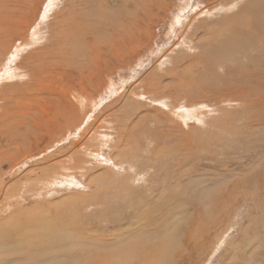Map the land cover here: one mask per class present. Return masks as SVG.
I'll return each mask as SVG.
<instances>
[{"label":"rangeland","instance_id":"374dc122","mask_svg":"<svg viewBox=\"0 0 264 264\" xmlns=\"http://www.w3.org/2000/svg\"><path fill=\"white\" fill-rule=\"evenodd\" d=\"M104 1L105 4H103ZM123 1L98 0L97 2L96 0L92 6L81 7L79 10L76 5H73L75 1L72 3L71 0H57L53 5L54 8L47 10L48 0H0V27L9 31L7 34L11 43L10 47L16 46L15 50L18 48L22 51L19 53L18 50L16 62L10 63L12 78L9 79L8 76L5 77L6 80L2 79L4 74L0 73V113L3 112L2 115L0 114V154L4 157L0 156L10 160L9 163L11 161L12 163L21 162L24 157L30 156L29 160L20 166L4 164L0 172V178L1 174L6 172L5 177H3L6 183L3 182L4 187H2L3 189L0 188V200H3L0 201V241L7 229L6 226L9 227L8 229L11 228L10 231L16 232L20 229L18 234L23 239L22 244H12L1 249L0 257H13V252L21 251L17 260L20 259V256L24 259L23 254L25 256L29 254L30 257L10 264H99L98 260H103L104 257H108L110 261L114 260V264H130V262L131 264H153L149 260L147 263H137V261L134 262L133 257L126 255L131 246L130 242L127 241L130 238L132 243H137L145 250L154 246L158 248L162 244L164 248H169L170 263L168 264H264V2L239 0L241 6L250 7L245 19L242 20V15L239 13L242 11V7L240 9L232 8V4L228 0H186L187 6H181L184 0H169V3L166 4L169 5L168 14H166V10L160 8L158 10L152 4L150 11L154 10L152 11L154 14L158 12V18L151 15L152 12L148 13L149 11L144 10V5L149 2L148 0ZM224 1H226L225 4ZM156 2L160 6L165 3L164 0H157ZM213 2L216 5L213 8L217 7L218 11L208 15L201 14L188 21L194 4H197L198 7L210 4L212 7ZM75 6L78 10L74 8ZM125 6L129 11L125 9ZM66 7L67 9H65ZM124 9L125 11H123ZM181 10H185L183 12L185 17H183ZM114 11L117 13H113ZM135 11L136 15L132 13ZM72 12L76 13L73 14ZM63 13L68 14L64 16ZM241 13L243 14V12ZM119 14H121L122 19L118 17ZM178 15L180 18L182 17L181 25H176L175 18ZM148 16L151 19L154 18L152 19V26L150 25L151 31L147 34L144 32V26L147 29V24L151 20L148 19ZM114 17H116V21ZM15 18L16 20H14ZM108 21L110 24L107 23ZM133 21L137 22L136 30L141 29L138 35L139 41L135 42L129 40L133 35V29L135 30V27L131 26ZM223 22H225V29H232L229 35L243 25L249 27L251 31L245 36L236 34L237 38H233L231 34L223 42H214L210 49L203 51L200 46L210 36V33L205 30L210 27H213L212 30L214 31L218 30ZM243 22L246 23L243 24ZM124 23H127V26ZM108 26L110 31L112 28L113 31L116 28V35L113 33L116 37L110 32L108 33L111 36L106 33ZM176 26L179 28L178 30H176ZM81 27L85 28L81 29ZM33 29H38L39 34L42 35L41 44L37 45L38 49L51 53L45 57L38 56L37 59L48 64L43 68V73L39 74V79L35 80L36 82H32L33 80L29 82L23 71H27L30 65L23 64L24 57H28L27 54H30V51L40 52L37 48L35 49L33 43L26 45L29 42L30 30L33 31ZM93 30L96 31L94 33L97 36ZM250 33L252 37L248 41ZM106 35L107 37H105ZM22 38L25 39L22 40ZM94 38L95 40H93ZM114 39L117 42L115 49H122L120 50L122 53L127 52L124 53L127 54L124 63L113 66V72L109 67L108 70H103L101 74H88L87 69L90 66L95 64L100 66L101 61L106 63L111 50L106 48L105 44L102 45V42L111 44ZM61 40L63 41L61 42ZM45 41L47 42L46 45ZM41 46L43 47L41 48ZM62 46L63 48L68 47V49H64V56L60 55L57 50ZM44 47L50 49L47 50ZM12 48L9 53L14 50ZM131 50L134 51L133 54L130 53ZM202 56L205 57L202 58ZM194 57L196 60L191 59ZM183 59H186V63L182 70L179 67L180 72L183 73L177 77L172 73L173 66L176 64L175 62H178L179 65L180 60ZM20 60H22V65L19 63ZM31 60L33 61V58ZM51 60L53 61L51 62ZM57 61H63L65 65L55 67L53 64L54 66H52V63ZM193 61L194 63H192ZM4 62L5 60L2 65L0 64V68L6 65L7 62ZM17 63H19L18 67L24 70L18 71ZM202 65L205 67L203 74L198 72ZM48 68L52 71L50 72ZM61 71L62 73L59 74ZM96 75L99 76L96 77ZM52 77L54 78L52 79ZM176 78H179L181 82ZM215 79L220 80L215 81ZM3 80L6 83H3ZM186 80L189 81L190 85L186 84L191 86L189 89L184 83L187 82ZM174 81L180 87L175 85ZM223 81L224 83H222ZM88 82L94 83V85L100 84L94 87ZM110 83L115 84L118 93H115V89L114 93L108 89L107 86ZM1 84L3 85L1 86ZM151 84L161 87V93L167 95L164 98L166 107H161L152 101L153 96L151 94L154 92L150 93L153 90ZM123 86L124 90H138L140 97L138 99L131 98L132 100L129 98L124 103L122 99L117 101ZM127 86L131 88H126ZM174 86L179 88L176 89ZM13 87L15 89L12 92ZM168 88H170L169 91L166 90ZM178 89L180 93L177 94L176 90ZM202 89L207 90L202 91ZM211 91L212 95L210 94ZM186 92L190 93L189 97H187ZM83 93H87L88 97H83ZM173 98L179 99L177 104L181 105V108L183 106L184 108L196 107L197 104L198 107L196 108L200 111L203 109L205 115L202 117L198 116L201 113L191 115L188 111L185 113L186 121L180 120V117L174 114L171 109ZM60 99L61 101H59ZM88 100L94 102H91L90 105ZM225 100H228L230 104L227 105L229 102L225 104ZM245 102L247 103L245 104ZM48 103H53V105ZM71 105H75L76 108L71 107ZM83 105L85 107H81ZM4 108L5 110H3ZM11 112L16 113L12 114ZM6 113L12 117H9V114L5 115ZM6 116L9 118H6L7 122ZM10 118L12 119L10 120ZM28 118L29 121H25ZM12 123H16L14 125L17 127L13 126ZM96 125H99L101 143H94L93 140H90L95 138L92 132L97 134V129L94 130ZM61 128L62 130H60ZM174 138L177 140L174 141ZM181 140L185 141L184 146ZM92 141L93 145L91 146ZM142 147L143 151L140 150ZM153 148L157 149L152 150ZM92 150L99 153L101 151L104 158H110L109 161L106 162L101 159L98 161V157L94 160ZM112 162H118L120 169L115 170L111 165ZM26 163L27 165H25ZM33 165L39 166L40 169L45 165L48 168L46 171L49 172L50 170L53 173L57 171L56 176L59 173L71 174L77 184L53 185L45 188H42L45 185H38L35 187L34 184H29L24 178L25 175L22 174L25 168H31ZM51 165L53 166L51 167ZM134 175L138 177L135 176L130 182ZM17 176L18 178H15ZM233 184L236 185L230 192L232 189L230 186ZM4 188L6 189L4 190ZM130 194L133 196L129 197ZM212 201L216 204L222 202L223 206L220 204L218 207L224 208H213ZM39 208L43 210H39ZM141 214L143 215L141 231L128 237V233L135 229L134 223ZM219 216H221L220 219H218ZM198 217L201 220L199 218L197 221ZM9 219L13 221L10 222ZM203 221L208 224L213 223L215 228L210 233L211 239L208 243L202 242L201 244L202 239L196 240L195 245L198 247L202 245L205 248L204 255H197V258L199 257L198 262H193L192 259L196 253L193 249L191 250L193 237L190 245L188 244V228L190 224L194 223L195 225L198 222L199 225L201 224L200 227L202 225L207 226ZM28 222L30 223L29 227ZM8 229L7 231L10 232ZM45 232H50V235ZM52 232L55 234L52 235ZM199 235L200 233L197 232L196 236ZM44 236L46 238H41ZM124 239L126 241H122ZM49 247L51 248L48 249Z\"/></svg>","mask_w":264,"mask_h":264},{"label":"bare ground","instance_id":"6f19581e","mask_svg":"<svg viewBox=\"0 0 264 264\" xmlns=\"http://www.w3.org/2000/svg\"><path fill=\"white\" fill-rule=\"evenodd\" d=\"M24 1V0H23ZM73 1H75V3L73 4V5H76L78 8H79V10H80V8L81 7H85L86 6V8H87V6H89V5H93L94 4V1H96V0H71V2L73 3ZM109 1H111V0H109ZM123 1V0H122ZM125 1V0H124ZM123 1V2H124ZM149 2L147 3V4H145L144 5V10H146V11H149L148 13H150V12H152V11H154V10H152V11H150V6L153 4V5H155L157 8H158V10H159V8L160 9H163V10H166V14H168L169 13V5L167 6L166 4H168L169 3V0L167 1V0H164L165 1V3H163L161 6L160 5H158L157 4V0L155 1V0H148ZM219 1V0H218ZM221 1V0H220ZM228 1H230V3L232 4V8L234 7H237V8H241L242 9V11L241 12H243V14L241 13V12H239L240 13V15H242V20L243 19H245V17H246V15H247V12L249 11V9H250V7L248 6V7H243V5L241 6V4L239 3V0H228ZM250 1V0H249ZM255 1H257V0H255ZM259 2H261L262 3V1L264 2V0H258ZM55 2H57V0H48V4H47V10H52L53 8H54V3ZM97 2H98V0H97ZM112 2H113V0H112ZM120 2H121V0H120ZM168 2V3H167ZM215 2V1H214ZM214 2H213V6L211 7L210 6V4L208 5V6H210V7H208V6H205V5H203L202 7H198L197 6V4H194V7L191 9V14L189 15L190 17H188V21H191L193 18H195L196 16H199V15H201V14H205V15H208V14H212V13H215L216 11H218L219 9H217V7L216 8H213V7H215L216 5L214 4ZM225 2L226 1H224V4H225ZM2 3V2H1ZM33 3V2H32ZM106 2L104 1V3L103 4H105ZM127 3V2H126ZM125 3V4H126ZM134 3V2H133ZM158 3H159V1H158ZM179 3H180V1H179ZM197 3V2H196ZM253 3H254V1H253ZM36 4V3H35ZM98 4V3H97ZM129 4V3H128ZM160 4V3H159ZM199 4V3H198ZM255 4V3H254ZM41 5V4H40ZM124 5V4H123ZM133 5V4H132ZM143 5V4H142ZM179 5V4H178ZM201 5V4H200ZM255 5H257V3L255 4ZM13 6V5H12ZM27 6H29V5H27ZM31 7H32V5H30ZM74 7V8H76L77 10H78V8L77 7ZM90 6V7H91ZM116 6V5H115ZM128 6V5H127ZM163 6V7H162ZM181 6H187V3H186V0H184L183 1V3L181 4ZM34 7V6H33ZM71 7H73L72 5H71ZM110 7V6H109ZM109 7H108V9H109ZM126 7V6H125ZM228 7V6H227ZM7 8V7H6ZM35 8V7H34ZM103 8V7H102ZM104 8H105V6H104ZM118 8V7H117ZM130 8V7H129ZM135 8H136V6H135ZM138 8H139V6H138ZM155 8V7H154ZM188 8V7H187ZM220 8V7H219ZM264 8V7H263ZM4 9V8H3ZM65 9H67V7L65 8ZM69 9H70V7H69ZM73 9V8H72ZM126 10L128 9L127 7L125 8ZM125 9L123 10V11H125ZM142 9H143V7H142ZM62 10V9H61ZM87 10V9H86ZM104 10V9H103ZM103 10H102V12H103ZM109 10H111V9H109ZM157 10V11H158ZM12 11V10H11ZM76 11V10H75ZM116 11H117V9H116ZM122 11V12H123ZM128 11H129V9H128ZM128 11H126V12H128ZM180 11V10H179ZM182 11V15H183V17H185V15H184V11L185 10H181ZM17 12V11H16ZM63 12V11H62ZM68 12V11H67ZM106 12V11H105ZM118 12V11H117ZM117 12H113V13H117ZM120 12V11H119ZM121 12V13H122ZM187 12V11H186ZM69 13V12H68ZM68 13H63L64 14V16H66ZM73 13V12H72ZM71 13V14H72ZM74 13H76V12H74ZM73 13V14H74ZM97 13H98V11H97ZM108 13V12H107ZM134 15H136L135 13H136V11L135 12H132ZM144 13H145V11H144ZM226 13V12H225ZM228 13V12H227ZM6 14V13H5ZM27 14H28V12H27ZM123 14V13H122ZM124 14H125V12H124ZM128 14V13H127ZM147 14V13H146ZM176 14H178V13H176ZM7 15V14H6ZM12 15V14H11ZM42 15V14H41ZM82 15V14H81ZM84 15V14H83ZM86 15V14H85ZM151 15H153V16H155V18L157 17V15H159L158 14V12H155V14L152 12V14ZM1 16H2V14H1ZM40 16V15H39ZM63 16V15H62ZM62 16H61V18H62ZM89 16V15H88ZM93 16V15H92ZM105 16H106V14H105ZM150 16V15H149ZM148 16V17H149ZM187 16V15H186ZM227 16V15H226ZM231 16V15H230ZM249 16V15H248ZM33 17V16H32ZM84 17H86V16H84ZM97 17H98V15H97ZM118 17H120L121 19H122V16H121V14H119L118 15ZM141 17V16H140ZM161 17V16H160ZM8 18V17H7ZM65 18V17H64ZM67 18H69V17H67ZM71 18V17H70ZM135 18H136V16H135ZM154 18V17H153ZM152 18V19H153ZM158 18V17H157ZM182 18V17H181ZM181 18H180V16L178 15L176 18H175V21L177 22V24L176 25H181ZM225 18V17H224ZM253 18V17H252ZM1 19V18H0ZM40 19V18H39ZM52 19V18H51ZM77 19V18H76ZM76 19H75V22H77L76 21ZM114 19H115V21L117 20L116 19V17H114ZM137 19V18H136ZM140 19V18H139ZM144 19V18H143ZM148 19H151L150 17L148 18ZM150 20L149 22H148V24H147V29H146V27L144 26V28H145V33H150V31H151V29H150V25L152 26V23H153V20ZM187 19V18H186ZM234 19V18H233ZM4 20V19H3ZM14 20H16V18L14 19ZM67 20V19H66ZM74 20V19H73ZM77 20H79V19H77ZM88 20V19H87ZM93 20V19H92ZM100 20V19H99ZM128 20V19H127ZM173 20V19H172ZM56 21V20H55ZM85 21V20H84ZM103 21V20H102ZM101 21V22H102ZM105 21V20H104ZM112 21V20H111ZM122 21V20H121ZM156 21V20H155ZM214 21H216V20H214ZM224 21V20H223ZM263 21V20H262ZM60 22V21H59ZM88 22V21H87ZM86 22V23H87ZM134 22V23H133ZM133 22H131V26L132 27H135V30L133 29V35L129 38V40H131V42H135V41H139V37H138V35H139V31L141 30H139V31H137L136 30V26H137V22L136 21H133ZM144 22H145V19H144ZM175 22V23H176ZM185 22V21H184ZM210 22V21H209ZM65 23H67L66 21H65ZM64 23V24H65ZM85 23V24H86ZM92 23V22H91ZM105 23H106V21H105ZM107 23H109V21L107 22ZM244 23H246V22H243V24ZM14 24H16L15 22H14ZM73 24V23H72ZM84 24V23H83ZM102 24V23H101ZM110 24V23H109ZM124 24H126V26H127V23H124ZM154 24L156 25V22H154ZM215 24V23H214ZM261 24V23H260ZM32 25V24H31ZM53 25V24H52ZM74 25V24H73ZM78 25V24H77ZM99 25H100V23H99ZM121 25V24H120ZM140 25V24H139ZM222 26H220L221 28H218V30H212L213 29V27H210V28H208L207 30H205V31H208L209 33H210V36L207 38V40L206 41H204L201 45L202 46H200L201 48H202V50L204 51H207L208 49H210V47H211V45L212 44H214V42H216V43H218V42H223L225 39H227L228 37H230V35L232 34V37L233 38H237V36H236V34L238 35V34H241V35H246L247 33H249L251 30H250V28L249 27H247V26H242V27H240V28H237V29H235L230 35H229V33L231 32V28H226L225 29V22H223L222 24H221ZM59 26V25H58ZM71 26V25H70ZM80 26V25H79ZM83 26H85V25H83ZM101 26V25H100ZM117 26V25H116ZM122 26V25H121ZM143 26V25H142ZM175 26V25H174ZM20 27V26H19ZM28 27V26H27ZM63 27V26H62ZM76 27V26H75ZM91 27V26H90ZM97 27H99V26H97ZM123 27V26H122ZM218 27V26H217ZM64 28H65V26H64ZM72 28V27H71ZM70 28V29H71ZM77 28V27H76ZM80 28V27H79ZM78 28V29H79ZM85 28V27H84ZM84 28H82L81 27V29H84ZM88 28H89V26H88ZM96 28V27H95ZM128 28V27H127ZM126 28V29H127ZM14 30H15V28H13ZM29 29V28H28ZM39 29V28H38ZM38 29H33V31H31L30 30V35H29V37H28V40H29V42H27L26 43V45L27 44H32L33 43V45L35 46V49L37 48L38 49V46L37 45H39V44H41V41H40V38H41V34H39V30ZM66 29V28H65ZM73 29V28H72ZM80 29V30H81ZM97 29V28H96ZM101 29V28H100ZM102 29L104 30V28L102 27ZM101 29V30H102ZM106 29H107V32L106 33H108V32H110V34L112 33V35L114 36V37H116L115 35V29H114V31H113V28L111 29L112 31H110V29H109V26L108 27H106ZM137 29H139V28H137ZM179 28H177V26H176V30H178ZM66 30H68V29H66ZM90 30V29H89ZM101 30H100V32H101ZM118 30V29H117ZM132 30V29H131ZM6 31V32H5ZM23 31V30H22ZM60 31V30H59ZM64 31V30H63ZM74 31H76V30H74ZM83 31V30H82ZM126 31V30H125ZM7 32H9V31H7V29L6 28H4V27H0V54H2V55H0V64L2 65V63H3V61L5 60V62H7V63H5L6 65H4V66H2V68H0V73H3L4 74V76H2V79H5L6 80V78L5 77H8L9 76V79H11L12 78V67H10V63L12 62H16V60H17V58H18V48L15 50V47H13L14 48V50H12L11 51V53H9V50L12 48V46L10 47V45H11V43H10V41H9V38H8V34H7ZM20 32H21V30H20ZM25 32V31H24ZM94 32H96V31H94L93 30V33ZM21 33H23V32H21ZM99 33V32H98ZM115 35H114V34ZM120 33H121V31H120ZM208 33V34H209ZM20 34V33H19ZM26 34V33H25ZM51 34V33H50ZM60 34V33H59ZM86 34V33H85ZM95 34V33H94ZM100 34V33H99ZM103 34V33H102ZM11 35V34H10ZM22 35V34H21ZM55 35V34H54ZM61 35V34H60ZM96 35V34H95ZM101 35V34H100ZM108 35H109V33H108ZM144 35V34H143ZM12 36V35H11ZM52 36V35H51ZM64 36V35H63ZM86 36V35H85ZM89 36V35H88ZM92 36V35H91ZM97 36V35H96ZM109 36H111V35H109ZM118 36H119V34H118ZM207 36V35H206ZM19 37V36H18ZM23 37H24V35H23ZM54 37V36H53ZM59 37V36H58ZM84 37V36H83ZM94 37V36H93ZM105 37H107V35L105 36ZM121 37V36H120ZM144 37V36H143ZM148 37V36H147ZM251 37H252V35H251V33L248 35V41L249 40H251ZM49 38V37H48ZM124 38V37H123ZM217 38H219V39H217ZM25 38H22V40H24ZM47 39V38H46ZM60 39H61V37H60ZM66 39V38H65ZM65 39H63V40H65ZM106 39V38H105ZM104 39V40H105ZM111 39V38H110ZM122 39V38H121ZM214 39H216V40H214ZM13 40V39H12ZM54 40H56V39H54ZM63 40H61V42L63 41ZM67 40H69V39H67ZM93 40H95V38L93 39ZM100 40H101V37H100ZM99 40V41H100ZM230 40V39H229ZM51 41V40H50ZM72 41V40H71ZM91 41V40H90ZM103 41V40H102ZM46 42V41H45ZM60 42V41H59ZM105 41H103L102 43V45H106L105 47L106 48H109L110 50H111V52H110V57L108 56L107 58H108V60L106 59V63H103L102 61H101V63H100V66L98 65V64H95V65H93V66H90L88 69H87V73L88 74H93V73H97V74H101L102 73V71L104 70V71H106V70H108V68L110 67V69L112 70V72H113V70H114V67L113 66H117V65H119V63H124V61L126 60L125 58H126V55L127 54H124V53H127V52H124V53H122L120 50H122V49H115V47H117L116 46V44H117V42H116V40L114 39L113 40V42L110 44L109 42L107 43V42H105ZM230 42V41H229ZM56 43V42H55ZM79 43V42H78ZM95 43H96V41H95ZM107 43V44H106ZM119 43V42H118ZM180 43V42H179ZM47 44V42L45 43V45ZM57 44V43H56ZM61 44V43H60ZM66 44H67V42H66ZM89 44H91V43H89ZM125 44V43H124ZM231 44V43H230ZM13 45H14V43H13ZM23 45V44H22ZM25 45V44H24ZM52 45V44H51ZM64 45V44H63ZM68 45V44H67ZM232 45V44H231ZM259 45V44H258ZM18 46H19V42H18ZM32 46V45H31ZM44 46V45H43ZM43 46H41V48L43 47ZM57 46V45H56ZM58 46H59V44H58ZM72 46V45H71ZM76 46V45H75ZM96 46V45H95ZM121 46V45H120ZM133 46V45H132ZM131 46V47H132ZM135 46V45H134ZM133 46V47H134ZM196 46H197V44H196ZM22 47V46H21ZM97 47V46H96ZM100 47V46H99ZM119 47V46H118ZM125 47V46H124ZM12 48V49H13ZM31 48V47H30ZM52 48V47H51ZM54 48V47H53ZM56 48V47H55ZM105 48V49H106ZM196 48V47H195ZM223 48V47H222ZM234 48V47H233ZM44 49H47V50H49L50 48L49 47H44ZM64 49H68V47L67 46H65V48H63V46L61 47V48H57V50L59 51V54L61 55H65L64 53H65V51H64ZM76 49V48H75ZM139 49V48H138ZM39 50V49H38ZM43 50V49H42ZM42 50H39L40 52H36V50H34V51H30V54H27L28 55V57H24L25 59L23 60V64H29L30 66H28L29 68H27V71H23V73H24V76L25 77H27V79H28V81L30 82V81H32V82H34L35 80H37V79H39V74H42L43 73V68L44 67H46L47 66V64L48 63H46V62H44V61H42L41 62V59H37L38 58V56L39 55H42V57H45L46 55H49L51 52H49V53H47V52H45L44 50V52L42 51ZM78 50V49H77ZM119 50V51H118ZM133 50H135V49H133ZM137 50V49H136ZM128 51V50H127ZM210 51V50H209ZM22 51H20L19 50V53H21ZM77 52V51H76ZM103 52V51H102ZM108 52V51H107ZM133 52L134 51H132L131 50V54H133ZM139 52V51H138ZM225 52V51H224ZM8 54V56L6 57V55ZM75 54V53H74ZM91 54V53H90ZM103 54H105V53H103ZM109 54V53H108ZM201 54V53H200ZM222 54H224L223 52H222ZM5 55V56H4ZM21 55V54H20ZM98 55V54H97ZM26 56V55H25ZM57 56V55H56ZM93 56V55H92ZM138 56V55H137ZM59 57V56H58ZM61 57V56H60ZM98 57V56H97ZM205 56H202V58H204ZM31 58H33V61L31 60ZM65 58V57H64ZM77 58V57H76ZM96 58V57H95ZM192 60L193 59H195L196 60V58L194 57V58H191ZM200 59V58H199ZM48 60V59H47ZM54 60V59H53ZM53 60H51V62L53 61ZM194 60V61H195ZM218 60V59H217ZM92 61V60H91ZM194 61L192 62V63H194ZM197 61H199V60H197ZM110 62V63H109ZM19 63H20V65H22V60H20L19 61ZM19 63H17V70L18 71H22V70H24V69H22V68H20V67H18L19 66ZM67 64L69 63V62H66ZM176 64L173 66V74L174 75H176L177 77H179L180 76V73H183V72H180V70H179V67H181L180 69L182 70L183 69V67H184V65H185V63H186V59H183V60H180V64L178 65V62H175ZM191 63V62H190ZM191 63V64H192ZM16 64V63H15ZM53 64H55V67H58L59 65L61 66V65H65L64 64V62L62 61V62H60V61H57V62H55V63H52V66H54ZM73 64H74V62H73ZM103 64H104V66H103ZM182 64V66H180ZM196 64V63H195ZM1 65H0V67H1ZM12 65V64H11ZM34 65H35V67H34ZM70 65V64H69ZM162 65V64H161ZM51 66V65H50ZM49 66V67H50ZM59 66V67H60ZM73 66V65H72ZM72 66H71V68H72ZM24 67L26 68V66L24 65ZM64 67H66V66H64ZM62 68H63V66H62ZM91 68H93V69H91ZM196 68V67H195ZM3 69H4V71H3ZM14 69V68H13ZM50 68H48V70H49ZM53 69V68H52ZM69 69V68H68ZM67 69V70H68ZM160 69V68H159ZM204 69H205V67L202 65L201 67H199V70H198V72L200 71L201 72V74H203L204 72ZM62 70V69H61ZM50 71V70H49ZM52 71V70H51ZM50 71V72H51ZM57 71V70H56ZM69 71V70H68ZM159 71V70H158ZM47 73H48V71H46ZM49 72V73H50ZM71 72V71H70ZM199 72V73H200ZM203 72V73H202ZM229 72V71H228ZM234 72V71H233ZM60 73H62V71L61 72H59V74ZM72 74V73H71ZM160 74V73H159ZM223 74V73H222ZM28 75V76H27ZM51 75V74H50ZM179 75V76H178ZM228 75V74H227ZM235 75V74H234ZM62 76V75H61ZM71 76V75H70ZM99 75H96V77H98ZM160 76V75H159ZM205 76V75H204ZM4 77V78H3ZM48 77V76H47ZM55 77V76H54ZM54 77H52V79L54 78ZM57 77V76H56ZM65 76L63 75V78H64ZM104 77V76H103ZM102 77V78H103ZM1 78V77H0ZM60 78H62V77H60ZM70 78V77H69ZM73 77H71V79H72ZM85 78V77H84ZM203 78V77H202ZM212 78H213V76H212ZM216 78H218V77H216ZM26 79V80H27ZM42 79V78H41ZM70 79V80H71ZM90 79H91V77H90ZM152 79V78H151ZM155 79H156V77H155ZM177 79V78H176ZM176 79H172V80H176ZM193 79H194V77H193ZM214 79V78H213ZM5 80H3L4 82L3 83H6L5 82ZM44 80V79H43ZM49 80H51V79H49ZM54 80H56V79H54ZM73 80V79H72ZM105 80V79H104ZM178 81H180L179 80V78L177 79ZM182 80V79H181ZM206 80V79H205ZM210 80V79H209ZM218 81V80H220V79H215V81ZM223 80V79H222ZM45 81V80H44ZM48 81V80H47ZM60 81V80H59ZM74 81V80H73ZM81 81V80H80ZM87 81V80H86ZM106 81V80H105ZM153 81V80H152ZM158 82H159V80H157ZM162 80L160 79V82H161ZM185 81V80H184ZM187 82H184L185 83V85H187L186 83H188L189 81L188 80H186ZM192 81V80H191ZM190 81V83H193V82H191ZM203 81V80H202ZM227 81H228V79H227ZM10 82V81H9ZM36 82V81H35ZM51 82V81H50ZM112 82V81H111ZM169 82V81H168ZM175 82V81H174ZM181 82V81H180ZM212 82V81H211ZM210 82V83H211ZM1 83H2V80H1ZM38 83V82H37ZM59 83V82H58ZM91 86H94L95 87V85L97 86V85H99L100 83H96L95 85H94V83L93 84H91V82H88ZM151 83V82H150ZM162 83V82H161ZM170 83V82H169ZM177 82H175L174 84L175 85H178L179 87H180V85L179 84H176ZM183 83V82H182ZM181 83V85H183ZM218 83V82H217ZM222 83H224V81L222 82ZM221 83V84H222ZM229 83V82H228ZM227 83V84H228ZM49 84V83H48ZM53 84V83H52ZM88 84V85H89ZM189 84V83H188ZM246 84V83H245ZM3 84H1V86H2ZM9 85V84H8ZM11 85V84H10ZM51 85V84H50ZM49 85V86H50ZM56 85V84H55ZM54 85V86H55ZM59 85V84H58ZM162 85V84H161ZM160 85V86H161ZM190 85V84H189ZM212 85V84H211ZM218 85V84H217ZM13 86V85H12ZM39 86V85H38ZM37 86V87H38ZM42 86V85H41ZM48 86V85H47ZM72 86V85H71ZM76 86V85H75ZM163 86H165V85H163ZM173 86V85H172ZM188 86V85H187ZM213 86V85H212ZM35 87H36V85H35ZM45 87H46V85H45ZM59 87V86H58ZM69 87H70V85H69ZM77 87V86H76ZM108 87V89L109 90H112L113 91V93H114V91L116 90L115 88H116V86H115V84L114 83H110V85L109 86H107ZM175 87V86H174ZM179 87H177V88H179ZM191 87V86H190ZM189 86H188V88L187 89H189L190 88ZM208 88H210L209 86H207ZM217 87V86H216ZM2 88V87H1ZM18 88V87H17ZM32 88V87H31ZM42 88H44V87H42ZM86 88V87H85ZM126 88H131L130 86H127ZM148 88H150V87H148ZM151 88L153 89L150 93H152V92H154V93H152L151 95L153 96V99H152V101H154V102H156V103H158V105H160L161 107L163 106H165L166 107V105H164V98L167 96V95H164V94H162L161 93V91L160 90H162L161 89V87H157V85L155 86V85H153V84H151ZM176 88V87H175ZM176 88V89H177ZM186 88V87H185ZM207 88V89H208ZM246 88V87H245ZM14 87H13V90H12V92L14 91ZM19 89H20V87H19ZM46 89V88H45ZM60 89V88H59ZM68 89V88H67ZM87 89V88H86ZM94 89V88H93ZM115 89V90H114ZM169 89L170 88H168V89H166L167 91H169ZM181 89V88H180ZM182 89H184V88H182ZM187 89H185V90H187ZM207 89H205V90H207ZM26 90V89H25ZM40 90H42V89H40ZM48 90V89H47ZM46 90V91H47ZM69 90H71V89H69ZM95 90V89H94ZM172 90L174 91V89H173V87H172ZM185 90H184V92H185ZM205 90H203L202 89V91H205ZM247 90H248V88H247ZM8 91V90H7ZM32 91V90H31ZM33 91H35V90H33ZM43 91V90H42ZM41 91V92H42ZM84 91H86V90H84ZM96 91V90H95ZM172 91V92H173ZM177 91V94H178V92L180 91L179 89L178 90H176ZM197 91V90H196ZM213 91V90H212ZM212 91H211V95H212ZM9 92H10V90H9ZM40 92V93H41ZM44 92H45V90H44ZM64 92H65V90H64ZM98 92V91H97ZM119 91H115V93H118ZM200 92V91H199ZM207 92V91H206ZM209 92V91H208ZM207 92V93H208ZM34 93V92H33ZM46 93V92H45ZM105 93V92H104ZM174 93V92H173ZM180 93V92H179ZM203 93V92H202ZM224 93V92H223ZM244 93V92H243ZM1 94H3V93H1ZM28 94V93H27ZM26 94V95H27ZM31 94H32V92H31ZM38 94V93H37ZM51 94V93H50ZM181 94H182V92H181ZM185 94V93H184ZM184 94H183V96H184ZM186 94L188 95L187 97H189V94L190 93H187L186 92ZM226 94H228V93H226ZM225 94V95H226ZM230 94V93H229ZM237 94V93H236ZM235 94V95H236ZM92 95V94H91ZM95 95V94H94ZM175 95V94H174ZM180 95V94H179ZM223 95V94H222ZM244 95H245V93H244ZM1 96V95H0ZM24 96V95H23ZM35 96H38V95H35ZM49 96H51V95H49ZM202 96V95H201ZM201 96H200V98H201ZM209 96V95H208ZM224 96V95H223ZM241 96H243V95H241ZM28 97V96H27ZM34 97V96H33ZM32 97V98H33ZM41 97V96H40ZM42 97H43V95H42ZM45 97V96H44ZM46 97H47V95H46ZM45 97V98H46ZM60 97H61V95H60ZM77 97V96H76ZM83 97H88L87 96V93H83ZM140 97V94L138 93V90H136V91H134V89H129V90H124V86L122 87V90H121V92H120V98H118L117 99V101H119V100H123V103H124V101H126V100H128L129 98L131 99V98H133V99H138ZM203 97V96H202ZM239 97V96H238ZM38 98V97H37ZM110 98V97H109ZM222 98V97H221ZM220 98V99H221ZM248 98V97H247ZM48 100H49V98H47ZM50 99H52V98H50ZM103 99V98H102ZM217 99H218V96H217ZM216 99V100H217ZM225 99V98H224ZM132 100V99H131ZM162 100H163V102H162ZM179 99H174L173 98V100H172V111L174 112V114H176L177 116H179L180 118V120L181 119H183L184 121H186V118L187 117H185L186 115H185V113L186 112H188L189 111V114H194V113H201V115L199 114L198 116H204L205 114H204V112L202 111L203 109H201V111L198 109V108H196V107H198V105L196 104V107H191V108H184V106H183V108H181L180 106H179V104H177L179 101H178ZM211 100V99H210ZM215 100V99H214ZM215 100V101H216ZM238 100V99H237ZM239 100H240V98H239ZM245 100H247V99H245ZM26 101H27V99H26ZM45 101H46V99H45ZM59 101H61V99L59 100ZM89 102H90V100H88ZM102 101V100H101ZM194 101V100H193ZM50 102H51V100H50ZM53 102V101H52ZM56 102V101H55ZM91 102H94L93 100L91 101ZM91 102H90V105H91ZM196 102V101H195ZM219 103L221 102V101H218ZM226 102H229L228 100H225V104H226ZM1 103V102H0ZM22 103V102H21ZM35 103V102H34ZM81 103V102H80ZM80 103H77L78 105H81ZM85 103V102H84ZM199 103V102H198ZM211 103V102H210ZM247 102H245V104H246ZM23 104H25V103H23ZM36 104V103H35ZM48 104H50V103H48ZM52 105H53V103H51ZM50 104V105H51ZM55 104V103H54ZM72 104V103H71ZM86 104V103H85ZM153 104V103H152ZM200 104V103H199ZM228 104H230V102L229 103H227V105ZM248 104H250L249 102H248ZM2 105V104H1ZM56 105V104H55ZM94 105V104H93ZM154 105V104H153ZM208 105V104H207ZM217 105H219V104H217ZM3 106V105H2ZM11 106V105H10ZM47 106V105H46ZM57 106V105H56ZM59 106H61V105H59ZM208 106H211V105H208ZM225 106V105H224ZM223 106V107H224ZM246 106V105H245ZM48 107H50V106H48ZM71 107H73V108H76V106L75 105H71ZM78 107V106H77ZM81 107H85L84 105L83 106H81ZM93 107V106H92ZM216 107V106H215ZM221 107V106H220ZM243 107H244V105H243ZM242 107V108H243ZM47 108V107H46ZM61 108H62V106H61ZM202 108V107H201ZM203 108H204V106H203ZM210 108V107H209ZM211 108H213V107H211ZM17 109V108H16ZM15 109V110H16ZM64 109V108H63ZM68 109V108H67ZM215 109H217V107L215 108ZM214 109V110H215ZM3 110H5V108L3 109ZM2 110V111H3ZM43 110V109H42ZM61 110V109H60ZM65 110V109H64ZM69 110H71L70 108H69ZM128 110V109H127ZM139 110V109H138ZM213 110V109H212ZM211 110V111H212ZM0 111H1V108H0ZM12 111V110H11ZM63 111V110H62ZM65 111H67V110H65ZM72 111V110H71ZM6 112V111H5ZM21 112V111H20ZM38 112V111H37ZM52 112V111H51ZM92 112V111H91ZM136 112V111H135ZM9 113H10V111H9ZM8 113V114H9ZM12 113V112H11ZM14 114L16 113V112H13ZM12 113V114H13ZM56 113V112H55ZM127 113V112H126ZM129 113V112H128ZM132 113V112H131ZM145 113V112H144ZM1 114V113H0ZM2 114H3V112H2ZM1 114V115H2ZM7 113L5 114V115H8ZM41 114V113H40ZM60 114V113H59ZM68 114V113H67ZM122 114V113H121ZM120 114V115H121ZM221 114V113H220ZM5 115H3V116H5ZM10 115V114H9ZM58 115V114H57ZM190 115V116H191ZM195 115H197V114H195ZM2 116V117H3ZM56 116V115H55ZM60 116V115H59ZM69 116H71L70 114H69ZM194 116V115H193ZM1 117V116H0ZM9 117H12L11 115L9 116ZM14 117H16V116H14ZM18 117V116H17ZM132 117V116H131ZM195 117V116H194ZM6 118H7V116L5 117V120H6ZM59 118V117H58ZM120 118V117H119ZM124 118V117H123ZM185 118V119H184ZM189 118V117H188ZM196 118V117H195ZM7 119H9V118H7ZM12 118H10V120H11ZM18 119V118H17ZM22 119V118H21ZM126 119H128V118H126ZM126 119H125V121H126ZM198 119V118H197ZM2 120H4V118H2ZM16 120V119H15ZM20 120V119H19ZM38 120H40V119H38ZM55 120V119H54ZM61 120V119H60ZM70 120V119H69ZM73 120V119H72ZM168 120V119H167ZM25 121H29V118H28V120H25ZM33 121V120H32ZM71 121V120H70ZM74 121H75V119H74ZM213 121V120H212ZM6 122H7V120H6ZM12 122V121H11ZM13 122H14V120H13ZM17 122V121H16ZM21 122V121H20ZM8 123H10V122H8ZM19 123V122H18ZM60 123V122H59ZM72 123V122H71ZM118 123V122H117ZM120 123V122H119ZM4 124V123H3ZM13 124V126H15L14 124H16V123H12ZM20 124V123H19ZM47 124V123H46ZM167 124H169V123H167ZM72 125V124H71ZM78 125V124H77ZM89 125V124H88ZM87 125V126H88ZM171 125V124H170ZM2 126V125H1ZM6 126V125H5ZM9 126V125H8ZM52 126V125H51ZM56 126H57V124H56ZM97 126V127H96ZM96 126H94V130L95 129H97V134L95 133V132H92L93 133V137H95L94 139L92 138V139H90V140H93L94 141V143H101V140L99 139L100 137H99V129H98V126L99 125H96ZM15 127H17V125L15 126ZM60 127H62V126H60ZM72 127V126H71ZM76 127V126H75ZM82 127V126H81ZM90 127V126H89ZM101 127V126H100ZM115 127V126H114ZM152 127H153V125H152ZM8 128H10V127H8ZM14 128V127H13ZM57 128V127H56ZM103 128V127H102ZM150 128H151V126H150ZM12 129V128H11ZM18 129V128H17ZM47 129H49V128H47ZM85 129V128H84ZM93 129V128H92ZM91 129V130H92ZM19 130V129H18ZM18 130H16V131H18ZM51 130V129H50ZM60 130H62V128L60 129ZM90 130V131H91ZM117 130V129H116ZM175 130V129H174ZM10 131V130H9ZM8 131V132H9ZM42 131H44V130H42ZM19 132V131H18ZM28 132V131H27ZM47 132H48V130H47ZM63 132H64V130H63ZM11 133V132H10ZM20 133V132H19ZM50 133H52V132H50ZM89 133V132H88ZM91 133V132H90ZM150 134H151V131H150ZM177 134V133H176ZM15 135V134H14ZM23 135V134H22ZM35 135V134H34ZM33 135V136H34ZM92 135V134H91ZM148 135H149V133H148ZM16 136V135H15ZM30 136V135H29ZM32 136V137H33ZM67 136V135H66ZM88 136V135H87ZM111 136V135H110ZM143 136V135H142ZM145 136H147V135H145ZM151 136V135H150ZM175 136V135H174ZM215 136V135H214ZM17 137V136H16ZM38 137V136H37ZM63 137V136H62ZM101 137H103V136H101ZM144 137V136H143ZM142 137V138H143ZM149 137V136H148ZM182 137V136H181ZM180 137V138H181ZM71 138V137H70ZM81 138V137H80ZM104 138V137H103ZM102 138V139H103ZM147 138V137H146ZM173 138V137H172ZM177 138H178V136H177ZM177 138L175 139L174 138V141H176L177 140ZM38 139H39V137H38ZM68 139V138H67ZM85 139V138H84ZM107 139V138H106ZM145 139V138H144ZM70 140V139H69ZM104 140V139H103ZM137 140V139H136ZM139 140V139H138ZM141 140V139H140ZM173 140V139H172ZM34 141V140H33ZM52 141V140H51ZM57 141V140H56ZM82 141V140H81ZM85 141V140H84ZM93 141L91 142V146L93 145ZM170 141V140H169ZM182 141V140H181ZM180 141V142H181ZM78 142V141H77ZM86 142V141H85ZM133 142V141H132ZM183 142V141H182ZM185 142V141H184ZM184 142H183V146H184ZM58 143V142H57ZM131 143V142H130ZM139 143V142H138ZM137 143V144H138ZM141 143H143V142H141ZM162 143V142H161ZM178 143V142H177ZM176 143V144H177ZM66 144V143H65ZM75 144V143H74ZM110 144V143H109ZM163 144V143H162ZM175 144V145H176ZM27 145V144H26ZM58 145V144H57ZM104 145H105V143H104ZM143 145V144H142ZM141 145V146H142ZM28 146V145H27ZM45 146H47V145H45ZM97 146V145H96ZM144 146V145H143ZM69 147V146H68ZM74 147V146H73ZM87 147L89 148L90 146H89V143L87 142ZM86 147V148H87ZM151 147V146H150ZM164 147V146H163ZM28 148V147H27ZM75 148V147H74ZM87 148V149H88ZM108 148V147H107ZM160 148V147H159ZM162 148V147H161ZM93 149V148H92ZM102 149V148H101ZM142 149V151L144 150L143 149V147L142 148H140V150ZM154 149H157V148H153L152 150H154ZM186 149V148H185ZM187 149H189V148H187ZM29 150V149H28ZM39 150V149H38ZM74 151V150H73ZM119 151V150H118ZM26 152V151H25ZM29 152V151H28ZM40 152V151H39ZM44 152V151H43ZM68 153V152H67ZM76 153V152H75ZM92 155H93V157L92 158H94V160L95 159H97V157H98V161H100V159L101 160H104V161H106V162H108L109 161V159L110 158H104L103 157V154L101 153V151H100V153L98 152V151H93L92 150ZM117 153V152H116ZM159 153V152H158ZM161 153V152H160ZM3 154V153H2ZM26 154V153H25ZM66 154V153H65ZM100 154H102V155H100ZM126 154V153H125ZM124 154V155H125ZM1 155V154H0ZM17 155H18V153H17ZM146 155V154H145ZM144 155V156H145ZM154 155H156V154H154ZM1 156H3L4 157V155H1ZM0 156V172H1V170H2V167H3V165L4 164H6V165H9V166H13V164H15L14 166H20V165H23V163H25L26 161H28L29 160V157H28V155L26 156V157H22L23 158V160H21V162H15V163H12V161H11V163H9V161L10 160H8L7 158H3V157H1ZM21 156H22V154H21ZM28 157V158H27ZM42 157H44V156H42ZM72 158V157H71ZM153 158H155V157H153ZM160 158V157H159ZM11 160H12V157H11ZM40 160V159H39ZM158 160V159H157ZM13 161H14V159H13ZM71 161V160H70ZM69 161V162H70ZM93 161V160H92ZM97 161V160H96ZM114 161V160H113ZM42 162V161H41ZM46 162V161H45ZM43 163H44V161H43ZM42 163V164H43ZM25 165H27V163L25 164ZM37 165V164H36ZM36 165H33L31 168H25V171L22 173L23 175H25L24 176V178L28 181V183L29 184H34L35 185V187L36 186H38V185H45L44 187H42V188H45V187H49V186H53V185H62V184H66V185H69V184H73V183H76V180H74V176L73 175H71V174H64V173H59L57 176H56V172L55 173H53L52 171H50L49 170V172L48 171H46V169H48V168H46V166L44 165V167L42 166V168H43V170H42V168L40 169L39 168V166H36ZM48 165V164H47ZM65 165V164H64ZM100 165V164H99ZM111 165L113 166V168L115 169V170H119L120 169V165H119V163L118 162H112L111 163ZM176 165V164H175ZM36 166V167H35ZM53 165H51V167H52ZM129 166V165H128ZM178 167V166H177ZM21 168V167H20ZM24 168V167H23ZM37 168V169H36ZM129 168V167H128ZM66 169H68V168H66ZM122 169V168H121ZM125 169V168H124ZM123 169V170H124ZM132 169V168H131ZM130 169V170H131ZM135 169V168H134ZM37 170V171H36ZM60 170V169H59ZM181 170V169H180ZM10 171V170H9ZM85 171V170H84ZM125 171H126V169H125ZM128 171V170H127ZM146 171V170H145ZM182 171H183V169H182ZM131 172V171H130ZM129 172V173H130ZM138 172V171H137ZM143 172V171H142ZM6 173V172H5ZM4 173V174H5ZM11 173V172H10ZM17 173V172H16ZM37 173H39V175H37ZM132 173V172H131ZM146 173V172H145ZM188 173V172H187ZM191 173V172H190ZM4 174H1V178H0V188H2V187H4V185H3V182H5L4 181V179H3V177H5V175ZM116 174H117V172H116ZM120 174V173H119ZM13 175H14V173H13ZM143 175V174H142ZM142 175H141V177H142ZM146 175V174H145ZM19 176V175H18ZM18 176L17 177H15V178H18ZM119 176V175H118ZM117 176V177H118ZM138 177L137 175H134L131 179H130V182L134 179V177ZM144 176V175H143ZM178 176V175H177ZM176 176V177H177ZM81 177V176H80ZM14 178V179H15ZM58 178H60V180H57ZM76 178V177H75ZM120 178V177H119ZM140 178V177H139ZM138 178V179H139ZM146 178V177H145ZM147 179V178H146ZM14 181V180H13ZM140 181V180H139ZM80 182V181H79ZM6 183V182H5ZM135 183H137L136 181H135ZM77 184V183H76ZM85 184V183H84ZM152 184V183H151ZM179 184V183H178ZM33 185V186H34ZM102 185V184H101ZM235 185L236 184H233V186L231 185L230 187H232V189L230 190V192L233 190V188L235 187ZM65 186V185H64ZM63 186V187H64ZM79 186V185H78ZM77 186V187H78ZM90 186V185H89ZM7 187V186H6ZM67 187V186H66ZM131 187V186H130ZM137 187V186H136ZM153 187V186H152ZM3 189V188H2ZM6 188H4V190H5ZM61 189V188H60ZM68 189V188H67ZM87 189V188H86ZM94 189V188H93ZM134 189V188H133ZM150 189V188H149ZM226 189H227V187H226ZM51 190V189H50ZM72 190V189H71ZM131 190V189H130ZM136 190V189H135ZM37 191V190H36ZM56 191V190H55ZM132 191H134V190H132ZM59 192V191H58ZM101 192V191H100ZM105 192V191H104ZM43 193V192H42ZM50 193V192H49ZM61 194V193H60ZM213 194V193H212ZM50 195V194H49ZM99 195H101L100 193H99ZM131 196H133V194H130L129 195V197H131ZM2 197V196H1ZM14 197V196H13ZM12 197V198H13ZM46 197V196H45ZM50 197V196H49ZM226 197V196H225ZM101 198V197H100ZM99 198V199H100ZM105 198V197H104ZM1 199V198H0ZM45 199V198H44ZM15 200V199H14ZM19 200V199H18ZM23 200V199H22ZM36 200V199H35ZM0 201H3V200H0ZM16 201H17V199H16ZM24 201V200H23ZM36 201H38V200H36ZM45 201V200H44ZM48 202H49V200H47ZM103 201V200H102ZM222 201V200H221ZM5 202V201H4ZM31 202H33V201H31ZM13 203V202H12ZM39 203V202H38ZM47 203V202H46ZM104 203V202H103ZM212 203H213V208L215 207V208H224V207H218L220 204L222 205L223 203L221 202V203H219V204H216L214 201H212ZM211 203V204H212ZM225 203V202H224ZM14 204V203H13ZM17 204V203H16ZM6 205V204H5ZM22 205V204H21ZM37 205V204H36ZM35 205V206H36ZM56 205V204H55ZM40 206V205H39ZM105 206V205H104ZM223 206V205H222ZM9 207V206H8ZM43 207V206H42ZM46 207V206H45ZM50 207V206H49ZM14 208V207H13ZM12 208V209H13ZM23 208V207H22ZM7 209V208H6ZM11 209V208H10ZM40 209H42V208H39V210ZM20 210V209H19ZM43 210V209H42ZM3 211V210H2ZM16 211V210H15ZM44 212H45V209H44ZM44 212H43V214H44ZM48 212V211H47ZM51 212V211H50ZM219 212V211H218ZM1 213V212H0ZM24 213V212H23ZM46 213V212H45ZM184 213V212H183ZM220 213V212H219ZM16 214V213H15ZM85 214V213H84ZM225 214V213H224ZM223 214V215H224ZM19 215V214H18ZM226 215V214H225ZM228 215V214H227ZM6 216V215H5ZM44 216V215H43ZM94 216V215H93ZM186 216V215H185ZM199 216H200V214H199ZM222 216V215H221ZM221 216H219V218L218 219H220L221 218ZM142 217H143V215L141 214L140 215V217H139V219L134 223V228L135 229H133V231L131 232V233H128V237L129 236H132L133 234H136V233H139L140 231H141V229H142ZM196 217V216H195ZM206 217V216H205ZM49 218V217H48ZM73 218V217H72ZM199 218L200 217H198V219H197V221H199ZM208 218V217H207ZM212 218V217H211ZM54 219V218H53ZM79 219H81V218H79ZM118 219V218H117ZM4 220V219H3ZM6 220V219H5ZM73 220V219H72ZM134 220V219H133ZM200 220H201V218H200ZM7 221V220H6ZM5 221V222H6ZM9 221L11 222V221H13V220H10L9 219ZM48 221V220H47ZM208 221V220H207ZM221 221H222V219H221ZM220 221V222H221ZM50 222V221H49ZM52 222V221H51ZM54 222V221H53ZM73 222V221H72ZM92 222V221H91ZM157 222V221H156ZM205 224H207V226H204V225H202L201 227H200V225H199V222L198 223H196L195 225H194V223H192V224H190V226H189V232L187 233V235H189L188 236V244L190 245V241L192 240V237H193V243H192V248H191V250L193 249L194 250V252L196 253V255H195V257H194V259H192V260H194L193 262H196L197 260H198V258H197V255H199V256H202V254L204 255V248H205V246H202V245H200L199 247L197 246V245H195L196 244V240H198L199 241V239H202V241H200L201 242V244H202V242H204V244H206V243H208L209 241H210V237H211V232H213L214 230H212V229H214L215 228V225L213 224V223H210V224H208V223H206L205 221H203ZM211 222V221H210ZM29 223V222H28ZM56 223V222H55ZM122 223H124V222H122ZM13 224V223H12ZM19 224V223H18ZM51 224V223H50ZM70 224V223H69ZM97 224V223H96ZM133 224V223H132ZM153 224H154V220H153ZM58 225V224H57ZM94 225V224H93ZM148 225V224H147ZM199 225V226H198ZM30 226V223L28 224V227ZM63 226V225H62ZM97 226V225H96ZM141 226V227H140ZM138 227H140L139 229H138ZM6 228L8 229L9 227L8 226H6ZM46 228V227H45ZM117 228V227H116ZM158 228V227H157ZM178 228H179V226H178ZM195 228V229H194ZM7 229L4 231V229H3V231H4V234H3V231H2V234H3V236H2V239H1V241H0V251H1V249H5V248H7V247H9V246H11L12 244H22L23 243V239H22V236H20L18 233L20 232V229L17 231L16 230V232L15 231H10V229H8L10 232H8L7 231ZM47 229V228H46ZM69 229V228H68ZM138 229V230H137ZM154 229V228H153ZM73 230V229H72ZM87 230V229H86ZM115 230H117V229H115ZM122 230V229H121ZM191 230H192V232H191ZM199 230V231H198ZM212 230V231H211ZM0 231H1V229H0ZM50 231V230H49ZM118 231V230H117ZM129 231V230H128ZM8 232V233H7ZM62 232V231H61ZM93 232V231H92ZM197 232L198 233H200V235L197 237L196 235H197ZM17 233V234H16ZM46 233V232H45ZM53 233L54 232H52L51 234L53 235ZM69 233H70V230H69ZM76 233V232H75ZM86 233H87V231H86ZM97 233H99V232H97ZM120 233V232H119ZM46 234H49L50 235V232H47ZM55 234V233H54ZM94 234H96V233H94ZM42 235V234H41ZM62 235H64V234H62ZM61 235V236H62ZM213 235V234H212ZM101 236V235H100ZM115 236H116V234H115ZM142 236V235H141ZM28 237V236H27ZM31 237H33V238H36L35 236H31ZM99 237V236H98ZM127 237V238H128ZM41 238H46V236H44V237H41ZM91 238V237H90ZM95 238H97V237H95ZM126 238V237H125ZM93 239V238H92ZM130 239V238H129ZM129 239H127V241H129L130 242V244H131V246L129 247V250L127 251V253H126V255H128L129 257H133L134 259V262H136L137 261V263H140V262H146L147 263V261L149 260V262L150 263H153V264H168V263H170L169 262V255H168V252H169V254H170V249L169 248H164V245L162 246H160V247H158V248H156V246H154L153 248L152 247H150L149 248V250H145V249H143L144 247H140V246H138V244L137 243H132ZM40 240V239H39ZM36 241V240H35ZM35 241H33V242H35ZM122 241H126V239H124V240H122ZM48 242V241H47ZM76 242V241H75ZM102 242V241H101ZM136 242V241H135ZM168 243V242H167ZM224 243V242H223ZM43 244V243H42ZM129 244V243H128ZM157 244V243H156ZM160 244V243H159ZM169 244V243H168ZM44 245V244H43ZM172 245V244H171ZM189 245H188V247H189ZM120 246V245H119ZM121 246H122V244H121ZM169 246V245H168ZM167 246V247H168ZM172 246H174V244L172 245ZM197 246V247H196ZM48 247V246H47ZM80 247V246H79ZM78 247V248H79ZM218 247V246H217ZM40 248V247H39ZM44 248V247H43ZM51 247H49L48 249H50ZM182 248V247H181ZM80 249V248H79ZM169 249V250H168ZM124 250V249H123ZM179 250V249H178ZM49 251V250H48ZM121 251V250H120ZM182 251V250H181ZM210 251V250H209ZM215 251V250H214ZM213 251V252H214ZM43 252V251H42ZM213 252H211L212 254H213ZM21 253V251L20 252H13L12 254H13V257H0V264H10V263H16L18 260H25V259H28L29 257H30V255L29 254H27L26 256L23 254V256L25 257L24 259L20 256V259H18L17 260V258H18V254H20ZM80 253V252H79ZM84 253V252H83ZM179 253V252H178ZM206 253V252H205ZM218 253V252H217ZM178 255V254H177ZM211 255V254H210ZM106 256V255H105ZM143 256H146V257H144L143 258ZM171 256V255H170ZM176 256V255H175ZM96 257V256H95ZM103 257V256H102ZM101 257V258H102ZM188 257V256H187ZM50 258V257H49ZM92 258V257H91ZM50 259H53V258H50ZM91 260V259H90ZM192 260H191V262H192ZM114 261V260H113ZM113 261H110L109 259H108V257H104L103 258V260H98V262H99V264H114L113 263ZM187 261V260H186ZM95 262V261H94ZM102 262V263H101ZM116 262V261H115ZM148 262V263H149ZM198 262V261H197ZM187 263V262H186ZM201 263V262H200ZM94 264V263H93ZM117 264V263H116ZM119 264V263H118ZM130 264H131V262H130Z\"/></svg>","mask_w":264,"mask_h":264}]
</instances>
